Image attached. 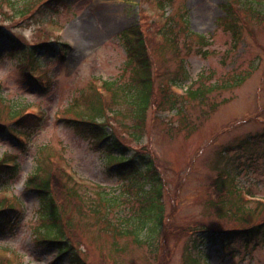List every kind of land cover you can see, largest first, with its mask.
<instances>
[{"label":"rangeland","instance_id":"1","mask_svg":"<svg viewBox=\"0 0 264 264\" xmlns=\"http://www.w3.org/2000/svg\"><path fill=\"white\" fill-rule=\"evenodd\" d=\"M44 1L0 0V26L27 48L28 60L36 64L33 76L37 80L27 79L19 61L23 52L10 49L3 38L0 91L6 98L0 100V154L18 155L20 173L0 188V204L15 206L23 218L18 226H7L0 233V264H75L69 252L61 254L58 245L45 240L50 234L42 228L40 193L35 187L46 176H51L53 193L65 210L64 242L73 246L83 264H182L189 229L203 224L241 226L216 216L211 204L218 195L228 205L241 204L250 224L264 220V16L244 15L236 45L232 33L219 25L228 0H174L172 7L162 9L146 0H62L40 7ZM185 9L191 30L212 35L207 57L186 47L176 50L161 33L166 18L174 13L179 18ZM137 23L147 35L155 88L138 139L126 95L114 101L104 88L106 80L123 86L132 81L135 62H129L121 32ZM175 30L184 37V20ZM58 39L69 44L66 50L40 48L35 50L37 57L28 52L29 46ZM183 64L187 65L185 75ZM232 72L249 76L239 87L217 90L206 99L184 94L186 86L196 88ZM175 75L182 88L171 83ZM97 91L104 93L105 118L123 142L132 152L153 155L164 177L165 225L152 237L148 230H141L146 239L142 243L113 233L92 213L99 190L119 200L111 207L112 217L119 222L136 217L140 204L127 195L131 202H123L124 192H129L126 178L109 170L103 152L62 119L83 112L85 98L98 101ZM12 101L23 107L13 118ZM23 114L27 118L16 123ZM12 122L18 134L30 133L22 135L25 145L5 130ZM225 148L232 150L224 156ZM228 168L230 175L220 193L215 180L224 177L223 170ZM35 172L38 177L30 181ZM237 186L240 193L234 190ZM158 239L168 240L154 251L152 245ZM207 245L211 264H264L263 243L251 249L243 241L226 248L219 243Z\"/></svg>","mask_w":264,"mask_h":264},{"label":"trees","instance_id":"2","mask_svg":"<svg viewBox=\"0 0 264 264\" xmlns=\"http://www.w3.org/2000/svg\"><path fill=\"white\" fill-rule=\"evenodd\" d=\"M62 0H45L40 7L52 6ZM153 2L158 8L162 9L166 6H173L174 0H146ZM226 15L222 18L219 25H222L225 30H229L234 39L235 44L241 40L242 29L240 24L243 25L244 15L250 17H262L264 16V0H228L224 4ZM170 15L166 18L165 25L161 30L162 35L169 39L171 44L176 50L180 51L182 47H186L189 51H193L197 55L207 57L210 54V44L212 42L211 34L198 33L189 28V11L188 9ZM180 20H184L187 31L183 38L180 37V32L175 30L176 25ZM122 37L126 43V53L129 56V62H135L132 70V81L128 82L125 86L118 84L114 80L104 81V88L111 92L114 97V101L120 99L119 95H126L127 102L130 104L129 111L134 120V124L131 125L134 136L136 139L142 137L143 127L147 119V112L151 106L153 97L155 95L154 80H153V63L152 57L149 51L147 35L144 33L139 23L126 28L121 32ZM5 38L10 46V49H18L23 54L20 55L19 61L26 68L27 79L33 83L35 79L34 70L36 64L28 60L27 48H23L20 41L8 30L0 26V43ZM69 44L60 39L54 41H47L45 43L38 44L37 46H29L32 55L36 56V49H47L53 52L57 49L64 51ZM23 48V49H22ZM37 57V56H36ZM182 73H187V65H182ZM233 73V72H232ZM228 76L213 81L212 83H202L200 86L193 88V85L187 86L184 94L191 96L192 98H208V95L221 89H233L242 85L249 73L236 72ZM39 78L38 76H36ZM177 76L171 78V83L179 88L182 86L176 80ZM168 97L167 92L164 94ZM104 93L97 91L96 98L98 101H94L91 98H85L83 100V112L78 111L76 117L63 116L62 119L70 125L75 132L88 140L93 142L96 149L100 150L104 154L105 162L108 169L114 171L121 177L126 178L125 184L129 192H124L123 202H131L127 198L130 196L136 198L139 201L140 206L137 208L139 213L136 217L129 219L127 223H124V219L120 222L116 218H113L111 213L114 205L119 200L117 197L110 196L106 190H99V202L98 204L91 205L92 213L99 218L101 222H105L109 225L110 230L119 234L120 236H132L136 242L142 243L146 239L141 236V230H148L149 237L152 234H158L162 226L165 225L164 214V190L165 182L164 177L158 170L155 158L150 153H144L141 151H134L129 148L116 133L114 127L105 118V102L103 100ZM188 97L189 99H192ZM6 96L0 91V100L5 101ZM178 101L176 98H174ZM11 105V112L14 116L19 115L20 110L23 109L21 103L15 101L9 102ZM184 109V108H182ZM28 114H23L17 118L16 123H19L27 118ZM3 129L0 126V130ZM10 134L14 133L19 143L25 145V138L22 135H30L27 131L17 133V127L11 125L5 129ZM254 135L248 138L252 140ZM232 148H225L221 154L228 155ZM18 155L10 152H4L0 154V188L8 186L9 182L16 179L20 173V164L17 161ZM40 165V164H39ZM38 165V168H39ZM230 165H228L229 167ZM229 169V168H228ZM222 173V172H221ZM224 177L217 178L215 180L214 187L218 192L224 193L226 187V179L230 175L229 170H223ZM38 177V172H35L30 181ZM139 177V178H137ZM149 187L146 188V185ZM51 176L44 177L40 183L37 184L35 190L40 193V205L43 218L42 228L46 230L50 235L49 238H45L49 243L58 245L60 253H70V257L75 264H80L78 254H76L73 246L67 241L64 242V228L62 220L65 218V210L63 205L56 198L53 193ZM102 189L100 185H96ZM237 192H241V188L238 186L234 189ZM134 191V194L131 192ZM127 195V196H126ZM242 201H246L242 197H238ZM212 206L214 207L216 216L222 221L228 223H241V226L235 225L232 227H216L213 225L203 224L197 227H193L189 233L188 238L183 249L182 264H211L209 262V254L206 253L205 246L207 244L219 243L222 248L229 247L234 242L243 241L244 247L247 249L254 248L257 244H264V220L254 223H249L247 218L242 214L241 204L228 205L225 198H220L218 195L212 198ZM136 207V206H135ZM22 216L20 211L15 206H3L0 204V233L6 231L7 226L16 227L19 225ZM71 220H67L69 223ZM149 221H152V226H149ZM63 229V230H62ZM186 230H183V234ZM192 234V235H191ZM167 237V236H166ZM168 238V237H167ZM178 239V238H177ZM186 239V238H185ZM168 239L159 240L154 243L153 250L157 251L161 244H164ZM64 242V243H63ZM208 242V243H207ZM253 244V246H252ZM82 263V262H81ZM83 264V263H82Z\"/></svg>","mask_w":264,"mask_h":264}]
</instances>
